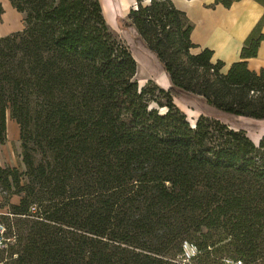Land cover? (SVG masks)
I'll return each instance as SVG.
<instances>
[{
	"label": "trees",
	"instance_id": "obj_1",
	"mask_svg": "<svg viewBox=\"0 0 264 264\" xmlns=\"http://www.w3.org/2000/svg\"><path fill=\"white\" fill-rule=\"evenodd\" d=\"M9 1L24 28L0 37V146L9 114L25 169L0 165V264H264V136L230 121H264V68L246 63L264 15L223 72L191 53L172 0H135L127 25L163 89L139 87L99 0Z\"/></svg>",
	"mask_w": 264,
	"mask_h": 264
},
{
	"label": "crops",
	"instance_id": "obj_2",
	"mask_svg": "<svg viewBox=\"0 0 264 264\" xmlns=\"http://www.w3.org/2000/svg\"><path fill=\"white\" fill-rule=\"evenodd\" d=\"M127 1L129 3L130 0ZM133 1L134 4L128 8L127 14L136 4L135 0ZM214 1L172 0V3L176 9L185 13L193 26L190 39L196 47L191 49V53H199L205 48L212 50V60L222 61L224 63L222 71L226 72L232 63L241 60L240 52L243 44L264 15V6L256 0H239L226 8L222 4L213 6ZM0 3L3 8L0 15V37L22 30L23 14L18 12L9 0H0ZM109 5L111 8L115 5L118 8L117 3ZM119 7L126 8L122 4H119ZM260 33L264 34V20ZM246 63L251 71L258 72L264 68V40L260 42L256 56L246 59ZM166 84L162 83L163 89H166L164 88ZM8 124L7 116L6 127Z\"/></svg>",
	"mask_w": 264,
	"mask_h": 264
},
{
	"label": "rangeland",
	"instance_id": "obj_3",
	"mask_svg": "<svg viewBox=\"0 0 264 264\" xmlns=\"http://www.w3.org/2000/svg\"><path fill=\"white\" fill-rule=\"evenodd\" d=\"M102 4L104 17L107 24L110 26L112 31L120 38V40L127 45L134 56L137 59V71L134 76V80L138 82L139 87H142L147 84L148 81H152L154 84L162 88V83L170 85L169 79L165 72L159 74V66L157 62L150 59L147 55V52L141 46L138 38L135 35V32L130 28L127 23V10L134 4L133 0H130L129 3L127 0H99ZM122 4L126 7L122 10L119 8L113 10L109 4ZM164 88H168V85ZM174 103L182 110L190 122H196L200 111L193 108L194 104L186 103L183 101L180 96H175ZM193 105V106H192ZM151 107H155L154 103L150 104ZM190 109V110H189ZM160 112H164V109H160ZM9 119V124L7 126V140L0 146V165L3 167L17 168L19 171H23L24 165L22 163L21 157V145L19 138V127L18 125L10 119L9 114H7ZM11 120V121H10ZM230 121L234 125L245 128L248 137L252 140L254 137H258L256 141H259L261 137L264 136V121H252L245 118L233 119ZM11 123V124H10ZM260 134V135H259ZM255 143V142H254ZM258 143V142H256ZM18 197L13 196L9 202L17 203ZM4 198L0 194V214L7 212V207L2 208ZM2 228L0 227V231Z\"/></svg>",
	"mask_w": 264,
	"mask_h": 264
},
{
	"label": "built area",
	"instance_id": "obj_4",
	"mask_svg": "<svg viewBox=\"0 0 264 264\" xmlns=\"http://www.w3.org/2000/svg\"><path fill=\"white\" fill-rule=\"evenodd\" d=\"M183 248H184L186 257H191V256L195 255V253H196L195 246L192 244H189L187 242L184 243Z\"/></svg>",
	"mask_w": 264,
	"mask_h": 264
},
{
	"label": "bare ground",
	"instance_id": "obj_5",
	"mask_svg": "<svg viewBox=\"0 0 264 264\" xmlns=\"http://www.w3.org/2000/svg\"><path fill=\"white\" fill-rule=\"evenodd\" d=\"M118 8H119L120 10H122L121 7H119V5H118ZM115 9H117L116 5L113 6V10H115ZM259 135H260V134H259ZM257 139H258V137H254V138H252V141L256 143V142H258V141H256Z\"/></svg>",
	"mask_w": 264,
	"mask_h": 264
}]
</instances>
